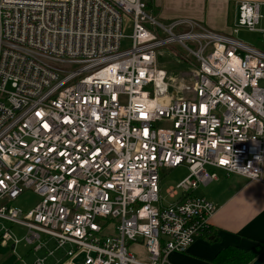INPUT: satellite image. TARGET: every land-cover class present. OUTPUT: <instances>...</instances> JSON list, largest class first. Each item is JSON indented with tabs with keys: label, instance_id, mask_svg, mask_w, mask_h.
Returning a JSON list of instances; mask_svg holds the SVG:
<instances>
[{
	"label": "built area",
	"instance_id": "1",
	"mask_svg": "<svg viewBox=\"0 0 264 264\" xmlns=\"http://www.w3.org/2000/svg\"><path fill=\"white\" fill-rule=\"evenodd\" d=\"M261 5L240 1L224 34L160 24L144 0H0V244L47 249L32 264L58 252L57 264H170L210 236L216 206L191 193L211 169L263 179L264 50L238 37L264 38ZM173 43L196 60L180 94L157 66ZM180 166L168 202L160 170ZM28 189L41 201L25 211L13 202ZM139 241L146 259L129 247Z\"/></svg>",
	"mask_w": 264,
	"mask_h": 264
},
{
	"label": "crops",
	"instance_id": "2",
	"mask_svg": "<svg viewBox=\"0 0 264 264\" xmlns=\"http://www.w3.org/2000/svg\"><path fill=\"white\" fill-rule=\"evenodd\" d=\"M153 14L169 21L186 18L200 22L208 29L219 33L229 34L237 20L238 3L242 0H144ZM261 2L263 15L259 26L264 28V0H248ZM249 31V30H241ZM240 31V33H241ZM253 32V31H249ZM239 33V34H240ZM258 33L259 42L255 44L258 49L264 50V38ZM239 36V35H238ZM216 172L217 179L208 184H199L191 194L204 197L213 202L216 212L211 219L212 234L196 240L184 252H171L168 256L170 264H216L214 260L219 253L228 247L249 250L261 248L259 255L248 264H255L258 258H262L264 264V163L263 179L250 180L239 175H228L223 169L212 168ZM168 200V202L179 200ZM22 243V242H21ZM17 244H0V252L9 253L10 258L3 260L0 254V264H32L38 255L47 254V249L36 253L32 246L23 242L26 247L24 255L18 253ZM50 239L48 249L54 245ZM131 251L140 258L146 259L148 254L139 242H130ZM29 248V250H28ZM15 255V260L13 258ZM5 257V256H4ZM63 253H57L56 257H49L47 264H57V259L62 258ZM22 259V261L20 260ZM62 259H65L63 257ZM75 264H84L83 260L76 259Z\"/></svg>",
	"mask_w": 264,
	"mask_h": 264
},
{
	"label": "rangeland",
	"instance_id": "3",
	"mask_svg": "<svg viewBox=\"0 0 264 264\" xmlns=\"http://www.w3.org/2000/svg\"><path fill=\"white\" fill-rule=\"evenodd\" d=\"M148 1V0H147ZM264 14V9L262 10ZM148 14L153 15L156 20L163 25H168L169 20L153 14L150 9H147ZM180 19V18H179ZM150 30L159 36L160 39L167 36V33L161 29L158 25L155 27H150ZM123 31L126 35H131L132 28L130 17L125 15L123 17ZM259 34L256 32L241 31L239 38L251 45L258 44ZM122 48L127 49L130 47V39L124 38L122 40ZM157 66L161 69H164L167 72L169 77V82L172 84V92L175 91L180 94L182 84L191 83V76L196 69V60L192 54H189L188 49L181 43H173L170 45H164L158 48L157 51ZM210 169V167H208ZM216 173V172H215ZM189 175V170L186 166H180L174 169L162 168L160 170V189L163 196L168 200H171L172 197L169 196V189L172 186H175L178 182ZM41 201L39 194L34 192L31 189L25 190L14 202L15 206L23 208L25 211L34 208ZM13 230L19 238H23L27 229L19 224L13 225ZM26 247L23 242L18 246V253L24 255L26 252ZM29 250V248H28ZM3 254V260L10 258L12 254L0 252ZM5 256V257H4ZM15 260V255H13ZM83 260V258H80Z\"/></svg>",
	"mask_w": 264,
	"mask_h": 264
},
{
	"label": "trees",
	"instance_id": "4",
	"mask_svg": "<svg viewBox=\"0 0 264 264\" xmlns=\"http://www.w3.org/2000/svg\"><path fill=\"white\" fill-rule=\"evenodd\" d=\"M146 6L148 9L149 5L147 3ZM260 252V247L249 250L228 247L219 253L214 262L216 264H248L255 259Z\"/></svg>",
	"mask_w": 264,
	"mask_h": 264
},
{
	"label": "water",
	"instance_id": "5",
	"mask_svg": "<svg viewBox=\"0 0 264 264\" xmlns=\"http://www.w3.org/2000/svg\"><path fill=\"white\" fill-rule=\"evenodd\" d=\"M262 258H258L256 261H255V264H261L262 263Z\"/></svg>",
	"mask_w": 264,
	"mask_h": 264
}]
</instances>
